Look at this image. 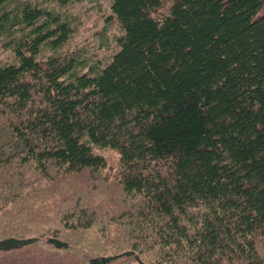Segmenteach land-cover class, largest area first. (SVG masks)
I'll return each mask as SVG.
<instances>
[{
  "label": "trees",
  "instance_id": "obj_1",
  "mask_svg": "<svg viewBox=\"0 0 264 264\" xmlns=\"http://www.w3.org/2000/svg\"><path fill=\"white\" fill-rule=\"evenodd\" d=\"M105 18L100 64L61 11L0 0V264H264V0Z\"/></svg>",
  "mask_w": 264,
  "mask_h": 264
},
{
  "label": "rangeland",
  "instance_id": "obj_2",
  "mask_svg": "<svg viewBox=\"0 0 264 264\" xmlns=\"http://www.w3.org/2000/svg\"><path fill=\"white\" fill-rule=\"evenodd\" d=\"M28 1L33 4L53 7L61 11L64 16L67 15L73 24H77V31L72 36L70 45L84 47L85 55L90 62L98 61V63L104 64L118 48L115 35L121 31L114 23H109L105 18L110 12L112 0H83L64 6L57 5L52 0ZM100 29L103 31L100 32ZM4 42V38H1L0 63L12 59V52L4 45ZM107 154H109L110 161L115 162L117 154L112 151H107Z\"/></svg>",
  "mask_w": 264,
  "mask_h": 264
}]
</instances>
